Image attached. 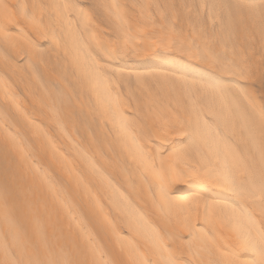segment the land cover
<instances>
[{
  "label": "bare ground",
  "instance_id": "obj_1",
  "mask_svg": "<svg viewBox=\"0 0 264 264\" xmlns=\"http://www.w3.org/2000/svg\"><path fill=\"white\" fill-rule=\"evenodd\" d=\"M0 264H264V0H0Z\"/></svg>",
  "mask_w": 264,
  "mask_h": 264
},
{
  "label": "rangeland",
  "instance_id": "obj_2",
  "mask_svg": "<svg viewBox=\"0 0 264 264\" xmlns=\"http://www.w3.org/2000/svg\"><path fill=\"white\" fill-rule=\"evenodd\" d=\"M259 90H261V92H263V88H261V89H259Z\"/></svg>",
  "mask_w": 264,
  "mask_h": 264
}]
</instances>
